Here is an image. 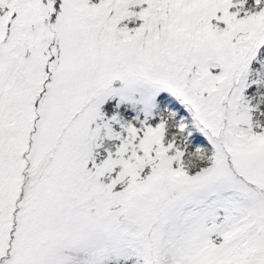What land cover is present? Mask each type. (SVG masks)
Here are the masks:
<instances>
[{
  "label": "snow or ice",
  "instance_id": "1",
  "mask_svg": "<svg viewBox=\"0 0 264 264\" xmlns=\"http://www.w3.org/2000/svg\"><path fill=\"white\" fill-rule=\"evenodd\" d=\"M0 264H264V0H0Z\"/></svg>",
  "mask_w": 264,
  "mask_h": 264
}]
</instances>
